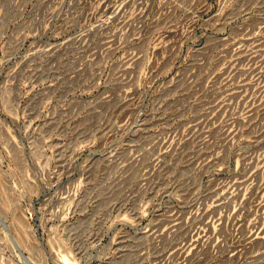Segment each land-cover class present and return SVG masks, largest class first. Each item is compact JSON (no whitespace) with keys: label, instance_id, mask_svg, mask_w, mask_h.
I'll return each instance as SVG.
<instances>
[{"label":"rangeland","instance_id":"obj_1","mask_svg":"<svg viewBox=\"0 0 264 264\" xmlns=\"http://www.w3.org/2000/svg\"><path fill=\"white\" fill-rule=\"evenodd\" d=\"M0 264H264V0H0Z\"/></svg>","mask_w":264,"mask_h":264}]
</instances>
